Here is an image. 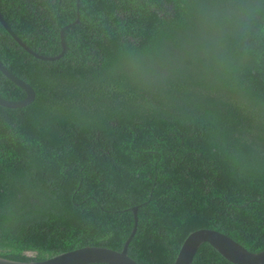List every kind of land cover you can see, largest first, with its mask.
Instances as JSON below:
<instances>
[{"label": "trees", "instance_id": "16d2710c", "mask_svg": "<svg viewBox=\"0 0 264 264\" xmlns=\"http://www.w3.org/2000/svg\"><path fill=\"white\" fill-rule=\"evenodd\" d=\"M0 258L84 246L172 264L217 231L264 249V0H0ZM0 98L23 92L0 74ZM32 253L26 256L25 253ZM191 264H230L201 244Z\"/></svg>", "mask_w": 264, "mask_h": 264}, {"label": "water", "instance_id": "95a60500", "mask_svg": "<svg viewBox=\"0 0 264 264\" xmlns=\"http://www.w3.org/2000/svg\"><path fill=\"white\" fill-rule=\"evenodd\" d=\"M77 23V18L71 23L59 29L58 39L61 51L59 54L51 57H44L33 53L29 50L10 30L0 16V26L8 34V36L27 54L37 60L44 62H52L60 58L65 50L63 40V32L69 26ZM0 74L15 87L20 89L24 98L18 101H9L0 98V107L6 109H18L28 106L34 99L32 88L24 81L16 78L8 72L0 63ZM136 207H132L133 225L122 244L120 251H113L104 247L84 246L67 252L48 257L40 261L18 262L0 258V264H136L127 256V245L134 235L136 228ZM201 244H207L221 258L230 264H264V249L259 252H249L242 246L228 238L227 236L208 229H199L189 233L181 243L172 264H191L192 258Z\"/></svg>", "mask_w": 264, "mask_h": 264}, {"label": "rangeland", "instance_id": "374dc122", "mask_svg": "<svg viewBox=\"0 0 264 264\" xmlns=\"http://www.w3.org/2000/svg\"><path fill=\"white\" fill-rule=\"evenodd\" d=\"M25 255L26 256H32V253L27 252V253H25Z\"/></svg>", "mask_w": 264, "mask_h": 264}]
</instances>
